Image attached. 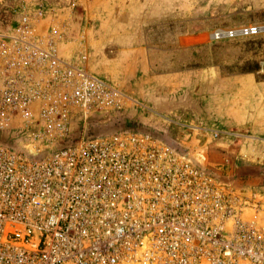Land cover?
Returning a JSON list of instances; mask_svg holds the SVG:
<instances>
[{
	"label": "built area",
	"instance_id": "1",
	"mask_svg": "<svg viewBox=\"0 0 264 264\" xmlns=\"http://www.w3.org/2000/svg\"><path fill=\"white\" fill-rule=\"evenodd\" d=\"M59 39L27 4L0 29V264H264V185L150 132H102L136 102Z\"/></svg>",
	"mask_w": 264,
	"mask_h": 264
},
{
	"label": "rangeland",
	"instance_id": "2",
	"mask_svg": "<svg viewBox=\"0 0 264 264\" xmlns=\"http://www.w3.org/2000/svg\"><path fill=\"white\" fill-rule=\"evenodd\" d=\"M22 4L37 15L39 31L59 34L61 57L83 66L89 39L120 40L126 32H139L147 42L149 73L159 83L154 90L141 88L153 91V98H131L135 105L101 118L102 132H150L189 147L201 164L233 186L264 185V147L242 144L233 132L217 129L216 119L207 125L201 96L207 77L250 75L264 82V33L220 36L221 31L264 26V0H0V29L14 22ZM211 131L217 139H211Z\"/></svg>",
	"mask_w": 264,
	"mask_h": 264
},
{
	"label": "crops",
	"instance_id": "3",
	"mask_svg": "<svg viewBox=\"0 0 264 264\" xmlns=\"http://www.w3.org/2000/svg\"><path fill=\"white\" fill-rule=\"evenodd\" d=\"M87 43L90 49H85L84 67L89 73L122 86L135 100L147 102L153 98V91L141 88L149 85L154 90L153 84L159 81L149 73V49L139 32H126L120 40L102 37L101 41L89 39ZM73 51L74 48L69 55ZM211 82L216 83L211 87ZM205 87L201 96H205L206 124L216 119L217 129L233 132L242 144L250 143L251 149L264 147V82H257L250 75L221 77L216 81L207 77Z\"/></svg>",
	"mask_w": 264,
	"mask_h": 264
},
{
	"label": "bare ground",
	"instance_id": "4",
	"mask_svg": "<svg viewBox=\"0 0 264 264\" xmlns=\"http://www.w3.org/2000/svg\"><path fill=\"white\" fill-rule=\"evenodd\" d=\"M225 32L221 31V34L224 35ZM202 159V158H201Z\"/></svg>",
	"mask_w": 264,
	"mask_h": 264
}]
</instances>
